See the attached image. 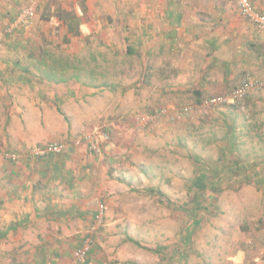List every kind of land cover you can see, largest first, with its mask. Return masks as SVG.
<instances>
[{"label":"crops","instance_id":"crops-1","mask_svg":"<svg viewBox=\"0 0 264 264\" xmlns=\"http://www.w3.org/2000/svg\"><path fill=\"white\" fill-rule=\"evenodd\" d=\"M159 1L142 0L143 12L151 6L156 13L141 17L160 23L162 9L172 26L163 33H126L120 71L132 68V63L139 66L143 76L151 71L152 94L167 102L183 93L201 102L236 88L248 73L264 83V31L256 30L243 18L238 5L235 12L234 0H207L201 8L194 6V0H169L162 8ZM252 2L264 10V0ZM32 3L37 10L34 25L8 34L13 36L12 44L0 48V110L9 104L6 126H0V130L6 128L0 149L22 153L17 160L0 158V264H86L72 259L66 248L83 239L95 219L97 195L111 193L114 184L109 163L101 158L103 153L94 155L76 141L77 137L71 138L76 130H70L69 122L63 124L62 119L65 115L107 114L112 105L123 109L125 94L133 95L131 88H143L145 82L143 78L134 84L122 78L113 82L94 73L88 74V80L79 81L83 69L80 62L72 65L67 77L66 61L64 66L56 61L45 63L48 60L42 49L47 41L77 57L86 41L98 38L107 49L102 59L104 70L107 65L114 70L108 57L116 56L117 33L97 28L93 18L104 15L108 22L106 16L114 15L123 1L1 0L0 34L25 5ZM29 44L39 46L35 56L41 61L36 68L27 61L30 54L19 50ZM98 55L90 54V61L85 62L89 68L98 70ZM49 71L55 74L50 76ZM122 85L125 89L118 91ZM52 141H69L67 150L43 157L29 154ZM114 144L112 141L111 146H105L107 152L114 151Z\"/></svg>","mask_w":264,"mask_h":264},{"label":"rangeland","instance_id":"rangeland-1","mask_svg":"<svg viewBox=\"0 0 264 264\" xmlns=\"http://www.w3.org/2000/svg\"><path fill=\"white\" fill-rule=\"evenodd\" d=\"M121 1L123 4L116 7L117 12L106 16L108 22L104 15L93 18L97 28L117 33L116 56L108 57L114 70L109 65L104 70L102 59L107 49L98 38L86 41V47L77 57L51 41L45 42L42 49L48 60L45 63L56 61L64 66L66 61V77L72 73V65L80 62L83 69L79 71L82 77L79 81L88 80V74L94 73L106 75L113 82L121 78L127 84L141 78L145 82L143 88L135 87L139 90L131 88L133 95L125 94L127 103L123 109L112 105L107 114L92 113L77 118L65 115L62 119L63 124L69 122L70 130H76L71 138L77 137L76 141L86 147L84 135L93 128H103L110 133V140L100 156L109 163L114 188L111 193L97 195L95 200L96 204L102 201L106 211L103 223L94 233V244L85 263L264 264V87L249 93L242 105L216 106L208 114L197 113L177 122L162 121L156 129L139 130L136 127L139 116L156 108L164 106L172 111L200 102L189 93L175 95L172 102L158 98L152 94L151 71L147 70L143 76L134 63L129 70L120 71L124 66L120 64V51L126 46L123 38L126 33L132 36L142 30L163 33L172 26L162 9L160 23L147 22L141 16L156 13V9L145 7L143 12L142 0ZM237 1L234 0L232 7L235 12ZM168 2L160 0L158 5L162 8ZM206 2L194 0V6L201 8ZM213 13L212 10L208 14ZM12 37L1 36L0 48L11 45ZM38 49V45L31 44L19 49L21 53L30 54L31 59L27 61L35 68L41 61L35 56ZM97 52L100 53V59L96 57L98 70H93L87 63L90 54ZM123 89L122 85L118 91ZM164 98L172 99L168 95ZM8 105L1 107L0 126H6ZM50 107L55 111L54 106ZM1 129L2 139L6 128ZM112 141H115L111 147L114 151L107 152L105 146H111ZM92 224L79 244L66 248L72 259ZM130 237L138 240L139 245L130 241Z\"/></svg>","mask_w":264,"mask_h":264},{"label":"built area","instance_id":"built-area-1","mask_svg":"<svg viewBox=\"0 0 264 264\" xmlns=\"http://www.w3.org/2000/svg\"><path fill=\"white\" fill-rule=\"evenodd\" d=\"M1 3V0H0ZM240 15L245 18L258 31H264V10L257 9L252 0H238ZM35 4L25 5L18 15L3 29L1 36L15 34L22 29L34 25L36 17ZM264 87L263 81L250 73L246 74L236 88L222 94L213 95L199 104L184 105L174 108L172 111L168 108H159L153 112L139 116L136 127L139 130H152L161 126L162 121L177 122L181 119L193 117L195 114H208L216 106L224 105H242V101L254 90H260ZM110 133L103 128L95 127L84 135L88 150L99 154L102 152L104 145L109 142ZM68 145L65 142L52 141L46 145L36 147L30 151V155L43 157L49 154H62L67 150ZM22 153H7L0 151V157L10 160H17ZM106 206L102 201L97 203V212L94 223L89 229L88 235L75 250V259L83 262L87 259L89 252L94 244V233L104 221Z\"/></svg>","mask_w":264,"mask_h":264},{"label":"trees","instance_id":"trees-1","mask_svg":"<svg viewBox=\"0 0 264 264\" xmlns=\"http://www.w3.org/2000/svg\"><path fill=\"white\" fill-rule=\"evenodd\" d=\"M62 71H63V70H62ZM51 74H52V75H54V74H55V72H54V71H51V72L49 71V72H48V75H50V76H51ZM78 75H79V74H76V76H77V77H78ZM199 181H201V179H200V178H199ZM128 239H129L130 241L134 242L135 244L139 245V241H138V240H136V239H133V238H131V237H130V238H128Z\"/></svg>","mask_w":264,"mask_h":264}]
</instances>
